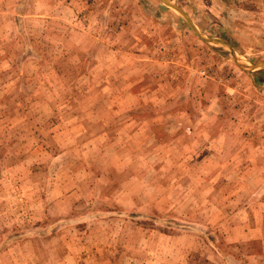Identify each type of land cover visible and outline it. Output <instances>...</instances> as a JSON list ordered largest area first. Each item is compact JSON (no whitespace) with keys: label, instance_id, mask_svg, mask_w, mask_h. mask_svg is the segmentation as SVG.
I'll return each instance as SVG.
<instances>
[{"label":"rangeland","instance_id":"374dc122","mask_svg":"<svg viewBox=\"0 0 264 264\" xmlns=\"http://www.w3.org/2000/svg\"><path fill=\"white\" fill-rule=\"evenodd\" d=\"M0 264H264V0H0Z\"/></svg>","mask_w":264,"mask_h":264}]
</instances>
